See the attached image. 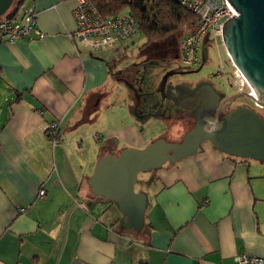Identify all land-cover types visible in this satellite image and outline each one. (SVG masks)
Segmentation results:
<instances>
[{
	"label": "crops",
	"instance_id": "0c3cea01",
	"mask_svg": "<svg viewBox=\"0 0 264 264\" xmlns=\"http://www.w3.org/2000/svg\"><path fill=\"white\" fill-rule=\"evenodd\" d=\"M27 4L16 17L33 8L45 38L0 43V264H238L242 253L264 257V164L209 143L155 171L139 233L115 205L92 195L87 182L100 158L149 143L132 122V92L118 79L126 70L113 49L128 39L92 51L74 38L76 0ZM53 121L60 129L55 145L44 134Z\"/></svg>",
	"mask_w": 264,
	"mask_h": 264
},
{
	"label": "water",
	"instance_id": "95a60500",
	"mask_svg": "<svg viewBox=\"0 0 264 264\" xmlns=\"http://www.w3.org/2000/svg\"><path fill=\"white\" fill-rule=\"evenodd\" d=\"M11 2L0 0V17L8 12ZM228 2L237 16L224 24L222 44L234 67L259 94V106L264 107V0ZM172 74L167 72L163 76L156 92L187 110V116L195 120L194 127L179 143L157 140L142 149L126 148L116 156H103L87 182L94 197L117 205L135 233L144 227L147 205L146 196L134 190L138 173L159 169L166 163L173 165L194 156L203 143H209L213 149L230 157L264 164L262 116L251 108L241 106L219 118L223 107L215 111L219 96L210 85L198 88L192 97L184 99L167 94L165 84Z\"/></svg>",
	"mask_w": 264,
	"mask_h": 264
},
{
	"label": "built area",
	"instance_id": "2783aa9c",
	"mask_svg": "<svg viewBox=\"0 0 264 264\" xmlns=\"http://www.w3.org/2000/svg\"><path fill=\"white\" fill-rule=\"evenodd\" d=\"M185 7L196 17L197 26L180 39V63L182 68L191 69L200 62L201 47L204 43H222L224 24L237 16L228 0H173ZM76 23L74 38L92 51L121 45L136 31V22L129 12L115 16L102 15L98 7L89 0H76L73 10ZM43 39L45 34L37 26V12L33 8L23 10L16 20L0 19V43L14 44L17 40ZM232 67V84L235 93H246L259 106V94L251 87L241 72ZM59 124L56 121L46 124L44 134L53 145L58 143ZM94 139H98L94 136ZM39 200L45 199V191L40 189ZM238 264H264V257L240 254L234 257Z\"/></svg>",
	"mask_w": 264,
	"mask_h": 264
},
{
	"label": "rangeland",
	"instance_id": "374dc122",
	"mask_svg": "<svg viewBox=\"0 0 264 264\" xmlns=\"http://www.w3.org/2000/svg\"><path fill=\"white\" fill-rule=\"evenodd\" d=\"M19 1L20 0H12L9 10L13 9L19 3ZM27 5V0H24L21 9L25 8ZM191 29L192 28L188 26L181 27L177 32L173 33L166 40V42L160 44L158 48H155L153 44L143 47L145 44V38L140 32L135 31L134 34L127 40V43L123 48L113 49L115 52L114 59L116 58V62L119 64L118 68H121L120 63H122L124 70H126L123 71V73L127 74L131 67H133L132 69L135 71L137 70V76L142 77L145 75V77L150 78L152 80L153 87H155L156 84L159 85L163 76L169 72L170 69H172L177 59L172 57L171 54L173 51L169 52L166 47L161 48V45L169 44L170 48L175 50L179 57L178 59L181 61L180 39ZM209 41L210 46L206 49V53L203 56V66L201 68H199V66H194L191 69H183L181 66L179 68L182 70L181 74L171 76L169 78V82H176L191 88H193L197 83L204 82L226 97L237 95L239 98L231 106V108L241 106L248 107L255 110L260 116L264 118V107L255 106L254 101L247 97L246 93L234 92V89L231 86L233 80L231 66H233V64L228 57L223 44L221 42L215 43L211 38ZM144 68L146 70H144ZM197 69H199L197 73H190L191 71H196ZM115 77L118 78L117 76ZM138 97L139 94L134 92L132 93V97L130 98V100L132 99V104L134 100H137ZM113 99L120 101L122 99L124 100L125 97L123 95H114L112 100ZM130 100L127 98V103H131ZM105 122H107V119H105ZM132 122L137 127L138 131L141 132L147 140H149L148 145L157 140H164L166 143L170 144L179 143L188 132L186 126H177L176 123H174V119L172 118H167L164 121L165 130L166 128L172 129V134L164 132L163 127L158 128L157 122L151 117L139 118L137 116H132ZM164 165H169V163ZM155 171H157V169L147 172H140L136 178L134 190L136 193L144 194L146 196L147 202L150 199L151 192L155 187ZM109 203H112L117 208L115 203ZM124 219L126 220L125 217Z\"/></svg>",
	"mask_w": 264,
	"mask_h": 264
},
{
	"label": "flooded vegetation",
	"instance_id": "af4514ba",
	"mask_svg": "<svg viewBox=\"0 0 264 264\" xmlns=\"http://www.w3.org/2000/svg\"><path fill=\"white\" fill-rule=\"evenodd\" d=\"M153 46L155 48H158L159 45L153 44ZM161 46H160L161 48L166 47L169 52L173 51L171 54L172 57L177 58L175 61V65L169 71L173 73L171 76L181 74L182 70L179 69L181 67V63H180V60L178 59L179 57L176 54L175 50L170 48L169 44H163ZM209 46H210L209 43H205L201 47L200 62L198 65L199 68L202 67L204 64L203 56L206 53V49ZM132 68L133 67H131L130 71L127 74H124L125 76L120 77L118 79L119 80L121 79L123 82L128 83L131 87H129L128 85L127 86L131 90L132 93L134 92L136 94H139V97L137 98V100H134L133 102V111L135 113V116L139 118L151 117L159 121H165L167 118L168 119L172 118L174 119V123H176L177 126L179 127L186 126L187 131H190L195 125V120L187 116L188 111L176 106L171 99L163 97L162 94H160L159 92H156L158 85L156 84L155 87H153L152 80L150 78L145 77V75L142 77L137 76V70L135 71ZM144 70L146 69L144 68ZM171 76H169L166 80L165 93L175 95L179 99L192 97L194 92L198 88L208 85L202 82V83H197L193 88L186 87L176 82L170 83L169 78ZM214 91L219 96L215 111L219 107L221 106L223 107L221 111L219 112V115H218L219 118H221L223 115L228 114L235 108H238V107L231 108V106L238 99L237 95H234L232 97H226L220 92H217L216 90ZM232 98L234 99L229 101V99H232Z\"/></svg>",
	"mask_w": 264,
	"mask_h": 264
},
{
	"label": "trees",
	"instance_id": "16d2710c",
	"mask_svg": "<svg viewBox=\"0 0 264 264\" xmlns=\"http://www.w3.org/2000/svg\"><path fill=\"white\" fill-rule=\"evenodd\" d=\"M96 5L102 15L115 16L129 12L136 22V31L145 38L146 47L162 44L181 27L192 29L197 26L196 17L178 2L173 0H89ZM24 0L0 17L16 20ZM205 44V43H204ZM238 159V158H237Z\"/></svg>",
	"mask_w": 264,
	"mask_h": 264
}]
</instances>
